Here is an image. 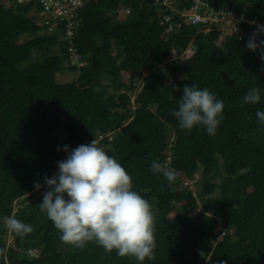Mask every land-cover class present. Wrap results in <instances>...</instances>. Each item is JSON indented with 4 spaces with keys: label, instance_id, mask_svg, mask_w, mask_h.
Here are the masks:
<instances>
[{
    "label": "trees",
    "instance_id": "trees-1",
    "mask_svg": "<svg viewBox=\"0 0 264 264\" xmlns=\"http://www.w3.org/2000/svg\"><path fill=\"white\" fill-rule=\"evenodd\" d=\"M27 1L0 0V264H139L93 242L63 244L38 207L57 161L100 134L99 147L152 205L155 259L144 264H264V61L245 46L264 25V0H204L208 12L242 15V39L218 31L220 20L166 32L154 0H84L70 19L48 17L49 30L38 1ZM65 70L76 77L59 81ZM185 84L223 101L215 135L179 127L172 112ZM253 87L260 101L244 103ZM154 160L176 171L173 182L150 171ZM11 216L33 230L17 235L4 223Z\"/></svg>",
    "mask_w": 264,
    "mask_h": 264
},
{
    "label": "clouds",
    "instance_id": "clouds-1",
    "mask_svg": "<svg viewBox=\"0 0 264 264\" xmlns=\"http://www.w3.org/2000/svg\"><path fill=\"white\" fill-rule=\"evenodd\" d=\"M83 2L84 0L78 7L82 6ZM186 3L188 5L184 6L176 0V10L171 11L157 0L153 1L156 10L161 13L160 23L166 26V32H177L182 25H187L169 28L170 23L174 24L180 20L182 22L183 8L191 5L189 0H186ZM177 6L180 8L177 9ZM219 11L225 16H220L217 21H221L220 25L226 21L229 28L224 32L219 25L218 31L225 37L235 34L238 39H242L247 32L241 28L242 15L229 8L216 12ZM227 12L231 15H226ZM166 15L170 17L168 21L165 19ZM258 34L264 35V25H257L256 31L250 35L245 46L254 52L259 50L260 59L264 61V39L257 43ZM187 48L185 53H191V44ZM175 57L173 53L168 62ZM101 83L107 84L108 78L101 77ZM101 90L99 87L94 89L96 92ZM182 93L178 100V109L172 112L179 127L191 131L195 126H203L207 134L215 135L223 120V101L208 88L198 89L195 85L185 84ZM260 93L261 88H250L243 102L258 103L261 99ZM256 116L258 123L264 125V111H257ZM105 134L111 137V132ZM103 137L104 135L100 134L89 144H80L70 152L68 145L63 146V150L68 152L67 158L57 161L56 174L44 177L48 190L44 192L38 207L53 223L63 244L82 249L87 243L93 242L107 254L115 250L119 257H132L139 264H144L146 259H155V216L152 205L141 194L132 190V178L125 168L99 147L101 144L98 146ZM150 171L154 174L162 173L168 182H173L177 175L174 169L155 160L151 163ZM187 179L192 183L193 176ZM34 186L37 190L42 187L39 182H34ZM4 223L7 228L22 237L33 230L31 225L23 223L15 216L5 217ZM222 232L223 230L220 233Z\"/></svg>",
    "mask_w": 264,
    "mask_h": 264
},
{
    "label": "built area",
    "instance_id": "built-area-1",
    "mask_svg": "<svg viewBox=\"0 0 264 264\" xmlns=\"http://www.w3.org/2000/svg\"><path fill=\"white\" fill-rule=\"evenodd\" d=\"M17 3H27V0H15ZM40 4L43 13H45L46 17H43V22L49 26V30L54 28V22H51L48 17L52 16L54 18H59L60 20H66L70 19L73 16L72 11L77 8L75 7L76 3H79L82 0H36ZM173 0H157V2L161 5H164L166 7H170ZM176 1V0H175ZM191 3L190 7L186 8L184 7L181 15L183 17L182 22L178 21L172 24L171 27H177L179 28L182 24H196L203 21H217V19L221 16H225L222 14V11L216 12L215 10L209 11V6L204 2V0H189ZM212 9V8H211ZM213 13V15H211ZM217 14H220V16H217ZM226 15H231L230 12L225 13ZM168 18H170L168 16ZM167 16L165 17L166 21H168ZM67 25L69 27L68 33H71L70 28L73 26V24L68 21ZM238 24H235V27L237 28ZM170 27V28H171ZM191 183L190 179H185L184 184Z\"/></svg>",
    "mask_w": 264,
    "mask_h": 264
},
{
    "label": "rangeland",
    "instance_id": "rangeland-1",
    "mask_svg": "<svg viewBox=\"0 0 264 264\" xmlns=\"http://www.w3.org/2000/svg\"><path fill=\"white\" fill-rule=\"evenodd\" d=\"M174 3H175V0H173L172 2H170V4H171V6L169 7V9L171 10V11H175L176 9H175V6H174ZM79 5H81V1L79 2V3H76L75 4V7H77V6H79ZM178 8H180V6H177V9ZM167 16V18H168V15H166ZM229 23H226V21L222 24V25H220V28H221V30H224V32H227V30H228V28H229ZM172 26V24L170 23V25H169V28ZM189 45V44H188ZM189 48H190V46H189ZM188 49V48H187ZM186 49V50H187ZM71 50H72V47H71ZM114 52V51H113ZM74 57V60L72 59V63L73 62H76L75 64H77L78 66L79 65H81L82 64V62L81 61H78L77 59L75 60V58H76V56L75 55H73ZM146 74V72H143L142 74H141V78L140 79H138V80H136V82H135V84H134V86H133V88L130 90V95H131V97L132 98H134L135 96H136V94L139 92V90H140V88H141V86H142V83H141V79L143 78V76ZM57 77H58V80L60 81H70V80H72L73 78H75L76 77V72L75 71H71V70H65L64 72H62V73H59L58 75H57ZM100 144L98 143V146H99ZM77 147V146H76ZM198 162H199V160H198ZM58 172V168L56 169V171L54 172V174H56ZM197 175H199V172L197 173ZM44 183V181L41 183V184H43ZM191 187H193V186H191ZM194 190L196 189V188H193ZM196 210H198V209H196ZM12 236H11V233H10V230H9V232H8V234H7V237H6V241L8 242V244H10V242L12 241ZM31 253L32 254H34L35 253V250H31Z\"/></svg>",
    "mask_w": 264,
    "mask_h": 264
},
{
    "label": "water",
    "instance_id": "water-1",
    "mask_svg": "<svg viewBox=\"0 0 264 264\" xmlns=\"http://www.w3.org/2000/svg\"><path fill=\"white\" fill-rule=\"evenodd\" d=\"M143 72H146V68H142V69H140V71H138V74H142Z\"/></svg>",
    "mask_w": 264,
    "mask_h": 264
}]
</instances>
